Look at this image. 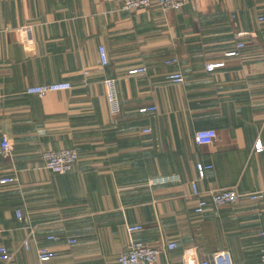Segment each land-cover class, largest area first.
Wrapping results in <instances>:
<instances>
[{
  "label": "crops",
  "instance_id": "crops-1",
  "mask_svg": "<svg viewBox=\"0 0 264 264\" xmlns=\"http://www.w3.org/2000/svg\"><path fill=\"white\" fill-rule=\"evenodd\" d=\"M239 31L246 46L229 55ZM210 62L225 64L208 71ZM140 66L147 70L129 73ZM175 70L183 82L168 77ZM55 81L73 88L26 93ZM0 92V143L6 134L13 146L11 156L0 152V178L18 179L0 184L8 264H119L130 236L175 240L159 264H200L219 251L233 264H264V196L197 214L192 194L193 182L208 192L264 194V151L255 148L264 146V0H190L178 10L0 0ZM199 129H215L217 140L198 144ZM72 147L80 151L72 171L46 168L44 151ZM198 163L212 166L202 178ZM127 225L143 229L129 234ZM51 233L60 239L48 240ZM39 245L54 257L41 261Z\"/></svg>",
  "mask_w": 264,
  "mask_h": 264
},
{
  "label": "built area",
  "instance_id": "built-area-1",
  "mask_svg": "<svg viewBox=\"0 0 264 264\" xmlns=\"http://www.w3.org/2000/svg\"><path fill=\"white\" fill-rule=\"evenodd\" d=\"M123 9L126 10H135L140 8L151 7L156 4L159 5L164 10L169 9H181L185 6L190 0H117ZM243 36L245 32L239 31L235 35V48L228 52L229 55L239 56L241 55L242 49L246 46L243 41ZM100 61L103 65L109 63V57L105 47L100 48ZM177 63V59H171L167 61V64ZM225 62H210L206 64V69L212 71L215 68L224 66ZM147 68L145 66H140L132 68L129 70V73H138L145 72ZM168 77L176 83H181L185 80L184 74L180 70H175L168 74ZM108 87V99L111 103L117 101L116 88H115V79L110 78L106 80ZM73 88V85L67 81H55L47 84H37L31 85L26 88V93L36 94L38 96H44L49 92L70 90ZM1 96V92H0ZM149 109V108H148ZM154 108H150L152 110ZM149 131V130H145ZM218 137V133L215 129H199L195 132L194 138L195 141L200 145L213 144ZM256 151H264V146L260 141L256 143ZM0 152L6 156H9L13 152V146L10 138L4 134L1 138L0 143ZM43 158L45 160V166L49 170L64 174L70 172L74 169L75 165L79 162L80 151L78 147L72 148H61V149H49L44 151ZM212 166L208 164H197V169L199 171L200 178L205 174V171L210 169ZM18 179L14 175H6L0 178L1 185H14ZM192 194L196 198L195 212L201 214L205 209L210 205L214 204L215 206H225L230 204H235L238 202L241 197L246 196L253 201L263 199L264 194L261 191L251 192L249 194H241L237 191L235 187H226L214 191H204L199 188L196 182L192 183ZM264 211V205L262 207ZM18 217L21 218V212H18ZM127 231L129 234H133L136 231L143 229L141 225H127ZM34 237V231L31 230L29 235L22 242V247L26 250L31 248L32 240ZM48 240H58L60 236L51 233L47 235ZM69 242L71 244L77 243V240L70 238ZM178 244L175 240H171L159 245H150L141 240L135 239L130 236L129 242L126 246V249L121 252L118 257L119 264H159V257L162 252L166 249H175ZM37 254L41 261L46 262L51 260L54 257L53 251L46 246H37ZM264 262V246L262 248ZM0 254L3 260V264H8L13 260V254L9 253L5 246H0ZM200 264H233L232 256L229 251H219L211 254L208 258H203Z\"/></svg>",
  "mask_w": 264,
  "mask_h": 264
},
{
  "label": "rangeland",
  "instance_id": "rangeland-1",
  "mask_svg": "<svg viewBox=\"0 0 264 264\" xmlns=\"http://www.w3.org/2000/svg\"><path fill=\"white\" fill-rule=\"evenodd\" d=\"M9 156H11V155H9Z\"/></svg>",
  "mask_w": 264,
  "mask_h": 264
}]
</instances>
